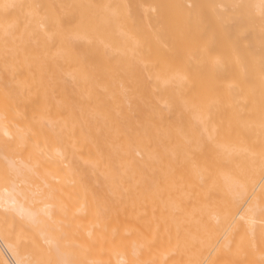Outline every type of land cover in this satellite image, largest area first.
<instances>
[{
  "label": "bare ground",
  "instance_id": "1",
  "mask_svg": "<svg viewBox=\"0 0 264 264\" xmlns=\"http://www.w3.org/2000/svg\"><path fill=\"white\" fill-rule=\"evenodd\" d=\"M233 49L264 60V0H0V264H264Z\"/></svg>",
  "mask_w": 264,
  "mask_h": 264
},
{
  "label": "rangeland",
  "instance_id": "2",
  "mask_svg": "<svg viewBox=\"0 0 264 264\" xmlns=\"http://www.w3.org/2000/svg\"><path fill=\"white\" fill-rule=\"evenodd\" d=\"M188 17H190V15H188ZM188 23L187 24H183L182 23V33L183 37L186 38L188 34V27H189V23H190V19H187ZM200 34L197 32V36H199ZM211 39V34L207 32L206 38L204 39V37H202L201 35L198 37V40L202 43L205 42L206 40H210ZM229 41H231V39H229ZM235 48L238 50L239 47ZM236 49H233L234 52H232V55L230 58L231 62H229V67H228V71L231 72L232 74H242V73H253L256 74L257 72H261L264 73V71L262 70L264 67V60H259V61H254V62H250L246 56L240 57V53L237 52ZM244 69V70H243Z\"/></svg>",
  "mask_w": 264,
  "mask_h": 264
}]
</instances>
